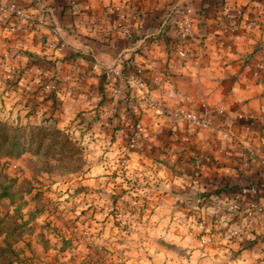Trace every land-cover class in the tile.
<instances>
[{
    "label": "crops",
    "instance_id": "0c3cea01",
    "mask_svg": "<svg viewBox=\"0 0 264 264\" xmlns=\"http://www.w3.org/2000/svg\"><path fill=\"white\" fill-rule=\"evenodd\" d=\"M69 1L0 0L5 7L0 70H14L17 62L25 67L28 57L32 62L37 57L24 70L32 81L22 90L32 101H43L44 116L51 115L60 128H68L76 113L88 107L93 113L105 108L112 122L122 112L129 130L141 126L143 136L166 128L173 137L187 135L190 146L207 160L198 178L212 191L227 185L221 194L228 200L237 197L239 206L234 214L223 207L218 217L210 212L214 219L201 230L195 263L264 264V209L258 208L264 207V0H74L79 14L67 20L63 13ZM176 18L188 22L183 42L175 38ZM125 24L134 40L121 33ZM76 51L81 54L67 57ZM46 59H56L55 67L43 65ZM133 74L141 86L128 81ZM52 75L54 96L48 97L51 82L40 85ZM154 76L158 83L150 81ZM4 77L0 94L7 97L24 77L17 75L16 83L5 72L0 80ZM92 79L106 97L100 105L102 96L87 89ZM131 97L142 111L140 118L130 107ZM177 108L198 114L200 124L171 118L169 112ZM127 154L139 150L127 149ZM251 205L256 207L250 212Z\"/></svg>",
    "mask_w": 264,
    "mask_h": 264
},
{
    "label": "rangeland",
    "instance_id": "374dc122",
    "mask_svg": "<svg viewBox=\"0 0 264 264\" xmlns=\"http://www.w3.org/2000/svg\"><path fill=\"white\" fill-rule=\"evenodd\" d=\"M17 63L2 70L11 83L24 69ZM19 77L21 91L0 94V120L26 130L21 149L0 144V264H196L200 224L214 219L216 208L213 191L198 178L207 160L189 137L167 128L143 136L141 126L130 135L122 112L112 122L105 110L86 107L61 130L64 141L53 131L56 120L44 116L43 101L22 90L32 78L24 71ZM93 83L87 89L101 95ZM135 113L140 118L142 111ZM194 192L195 203L187 197Z\"/></svg>",
    "mask_w": 264,
    "mask_h": 264
},
{
    "label": "built area",
    "instance_id": "2783aa9c",
    "mask_svg": "<svg viewBox=\"0 0 264 264\" xmlns=\"http://www.w3.org/2000/svg\"><path fill=\"white\" fill-rule=\"evenodd\" d=\"M77 7L79 8V6H75L74 9H76ZM4 9H5L4 5L2 3H0V18L2 17ZM123 10H127L129 13H133L132 9H129L128 7H125V6L123 7ZM21 17H22V19L28 20V17H25L23 15H21ZM120 18L122 20H125V14H121ZM173 23H174L175 30H176L175 31V38L177 39V42H183L186 39V37L188 36V32H189L187 19L176 18ZM120 31L125 36H128V37L132 36V31H129L125 25L121 26ZM61 45H62V43L59 44V46H61ZM181 54H182V52H181ZM127 79L129 82L134 83L138 86L142 85V83H141L142 80H140V78L136 74L128 76ZM150 81L154 84L158 83L159 77L154 76ZM150 105L153 106L152 104H150ZM130 107L132 108L133 112L137 111V108H135L134 104L130 105ZM173 116L176 119H183V120L190 122L192 124H200V122H201L200 118L198 117V115L196 113H194L192 111L184 110V109H177L176 112L173 113ZM249 191L252 193L256 192L254 187H250ZM213 206L216 208L213 211V217L219 216V210L222 207L224 208V210L226 212L231 213V214H234L239 208V206L237 204V197H232L230 200H228L227 197L223 196L222 194L216 195L214 197ZM255 207H256L255 205H251L249 211L251 212V209L255 208ZM258 208L260 210L264 209L263 206L262 207L258 206ZM204 224H205V221H202L200 224L201 228H203ZM232 234L233 233H229L227 236L230 237V236H232Z\"/></svg>",
    "mask_w": 264,
    "mask_h": 264
},
{
    "label": "trees",
    "instance_id": "16d2710c",
    "mask_svg": "<svg viewBox=\"0 0 264 264\" xmlns=\"http://www.w3.org/2000/svg\"><path fill=\"white\" fill-rule=\"evenodd\" d=\"M71 1V2H70ZM69 1V3L68 4H66L68 7H69V9L67 8L66 10H67V12L66 13H63V14H66L67 15V17L65 18V19H74V17L76 16V15H78L79 13V11H74V3H75V1L74 0H70ZM133 34V33H132ZM135 37L136 36H133V38L131 37V40H134L135 39ZM62 42L60 41L59 43H57V46L59 45V44H61ZM80 55L81 54V52L80 51H76V52H74V53H70L69 55H67V57L69 58V57H76L77 55ZM29 59H28V61L26 62V65H25V67H24V69H20L19 71H18V73H17V75H20L21 74V72H23L24 70H26L27 71V69L28 68H31L32 67V65L34 64V63H36L37 61H38V58L37 57H33V62H32V56H30V57H28ZM56 62V59L55 60H49V59H46L45 60V62H44V64L43 65H46V66H48V65H50L51 67H55V63ZM43 66L41 67V74L43 73ZM23 70V71H22ZM18 78H20V77H18ZM32 78V77H31ZM55 79V76L54 75H52L49 79H47V82H45V83H43V84H41L40 86H44L45 84H47V83H49V82H51L50 83V85H52L51 86V93H50V95L48 96V97H50V96H54V82L55 81H53ZM106 97H101L100 98V100H99V103H98V105H100V104H102L103 102H104V99H105ZM104 110H106L105 108H102L100 111H98L100 114H102L103 113V111ZM98 113V115H100ZM51 115H49V116H47V118H51L50 117ZM53 118V117H52ZM51 118V119H52ZM42 129H45V127H42ZM66 132V130H65V128H61V129H58V127L56 128V127H54V129H53V131L55 132V134L56 135H60L61 137H63V140L64 141H67L68 142V136H66V135H64V133L62 132ZM26 134V130H25V127H16V126H10V125H8L7 123H5V122H3V121H1L0 120V144H3L5 141H7L8 143H7V147L9 148V150H11L10 152H12V151H14V149L15 148H22V147H20V144H19V142H21L22 140H24L25 138H24V135ZM45 135V133L44 134H42V136H41V138H40V140H42V139H46V137L44 136ZM33 140H36V135H33L32 136V141ZM39 145H41L42 143H38ZM25 151H23V149L22 150H20V154L21 153H24ZM227 185H224V186H222V187H216L215 189H214V191H213V193L214 194H217V195H221V193L223 192L224 194L226 193V191H227V187H226ZM236 185H232V187H235ZM247 186L248 187H251V186H254L253 184H247Z\"/></svg>",
    "mask_w": 264,
    "mask_h": 264
},
{
    "label": "water",
    "instance_id": "95a60500",
    "mask_svg": "<svg viewBox=\"0 0 264 264\" xmlns=\"http://www.w3.org/2000/svg\"><path fill=\"white\" fill-rule=\"evenodd\" d=\"M187 197L195 203L196 200L198 199V193L196 192L190 193L189 195H187Z\"/></svg>",
    "mask_w": 264,
    "mask_h": 264
}]
</instances>
